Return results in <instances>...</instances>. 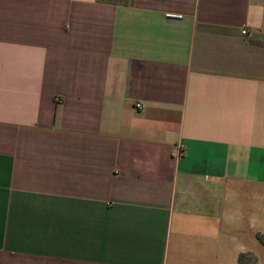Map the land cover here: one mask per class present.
Wrapping results in <instances>:
<instances>
[{
  "label": "crops",
  "instance_id": "1",
  "mask_svg": "<svg viewBox=\"0 0 264 264\" xmlns=\"http://www.w3.org/2000/svg\"><path fill=\"white\" fill-rule=\"evenodd\" d=\"M258 209L264 0H0V264H238Z\"/></svg>",
  "mask_w": 264,
  "mask_h": 264
},
{
  "label": "rangeland",
  "instance_id": "2",
  "mask_svg": "<svg viewBox=\"0 0 264 264\" xmlns=\"http://www.w3.org/2000/svg\"><path fill=\"white\" fill-rule=\"evenodd\" d=\"M259 218H264L263 212L260 209L257 210ZM256 254L246 253L247 258L245 259V264H264V233L256 232Z\"/></svg>",
  "mask_w": 264,
  "mask_h": 264
},
{
  "label": "trees",
  "instance_id": "3",
  "mask_svg": "<svg viewBox=\"0 0 264 264\" xmlns=\"http://www.w3.org/2000/svg\"><path fill=\"white\" fill-rule=\"evenodd\" d=\"M99 2L110 4V5H123L126 6L132 2V0H98ZM264 246V243L262 244ZM246 254H240L238 256V264H245Z\"/></svg>",
  "mask_w": 264,
  "mask_h": 264
},
{
  "label": "built area",
  "instance_id": "4",
  "mask_svg": "<svg viewBox=\"0 0 264 264\" xmlns=\"http://www.w3.org/2000/svg\"><path fill=\"white\" fill-rule=\"evenodd\" d=\"M165 16H166V18H170V19H179V18H181L180 15H174V14H171V13H167ZM136 107L139 108L140 105H136ZM178 156H181V154L178 153Z\"/></svg>",
  "mask_w": 264,
  "mask_h": 264
}]
</instances>
